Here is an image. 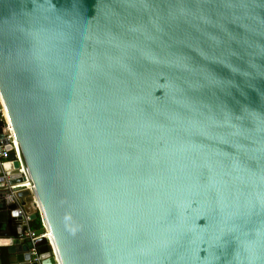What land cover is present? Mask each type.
I'll return each instance as SVG.
<instances>
[{
  "label": "water",
  "instance_id": "1",
  "mask_svg": "<svg viewBox=\"0 0 264 264\" xmlns=\"http://www.w3.org/2000/svg\"><path fill=\"white\" fill-rule=\"evenodd\" d=\"M0 100V264H264V0H0Z\"/></svg>",
  "mask_w": 264,
  "mask_h": 264
},
{
  "label": "built area",
  "instance_id": "2",
  "mask_svg": "<svg viewBox=\"0 0 264 264\" xmlns=\"http://www.w3.org/2000/svg\"><path fill=\"white\" fill-rule=\"evenodd\" d=\"M4 115V108L0 100V119H4ZM7 138L11 140L10 134L7 135ZM7 161L8 153L0 141V175L4 174L5 171L3 169V165ZM4 185H6V183ZM16 186H21L22 188L28 187V185L24 183L9 186L8 188L10 191L5 196L7 203L18 202L14 191V188ZM18 214L22 216L21 222L19 224V227L22 229V232L18 235V237L22 241L31 243V247L29 250L31 255L30 263L41 264L40 253L38 250V246L36 245V240L39 238V235L36 234L35 230L29 227V214H27L22 207L18 208Z\"/></svg>",
  "mask_w": 264,
  "mask_h": 264
},
{
  "label": "trees",
  "instance_id": "3",
  "mask_svg": "<svg viewBox=\"0 0 264 264\" xmlns=\"http://www.w3.org/2000/svg\"><path fill=\"white\" fill-rule=\"evenodd\" d=\"M33 213H36L37 216H36L35 219L30 220V222H29V227H30L31 229L37 231V230H39V229L42 228V222H41V219H40V217H39V215H38V211H37V209H34V210H33Z\"/></svg>",
  "mask_w": 264,
  "mask_h": 264
},
{
  "label": "bare ground",
  "instance_id": "4",
  "mask_svg": "<svg viewBox=\"0 0 264 264\" xmlns=\"http://www.w3.org/2000/svg\"><path fill=\"white\" fill-rule=\"evenodd\" d=\"M24 184L28 185V182H25Z\"/></svg>",
  "mask_w": 264,
  "mask_h": 264
}]
</instances>
